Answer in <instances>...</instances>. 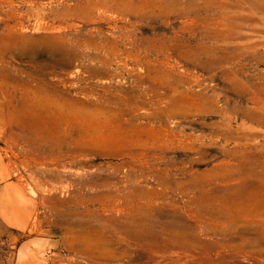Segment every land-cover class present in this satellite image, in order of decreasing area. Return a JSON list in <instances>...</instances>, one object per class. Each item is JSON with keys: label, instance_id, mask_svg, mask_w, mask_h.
<instances>
[{"label": "rangeland", "instance_id": "374dc122", "mask_svg": "<svg viewBox=\"0 0 264 264\" xmlns=\"http://www.w3.org/2000/svg\"><path fill=\"white\" fill-rule=\"evenodd\" d=\"M245 1L0 0V194L30 198L26 221L0 210V264H264V216L216 219L200 192L241 183L234 133L264 144V13ZM221 33L245 47L226 63Z\"/></svg>", "mask_w": 264, "mask_h": 264}, {"label": "bare ground", "instance_id": "6f19581e", "mask_svg": "<svg viewBox=\"0 0 264 264\" xmlns=\"http://www.w3.org/2000/svg\"><path fill=\"white\" fill-rule=\"evenodd\" d=\"M218 2L217 3L215 2V4H218ZM247 2L249 4L248 5L249 9H251L252 13H254V14L258 13V12H260L261 14L264 13V0H247ZM239 5L240 4H238V6ZM246 6L244 5V7H246ZM246 9H248V8H246ZM232 20H233V18H232ZM232 22H231V24H233ZM229 27H231V26L229 25ZM226 29H228V28L225 27V30ZM229 30L230 29H228V31ZM232 30L237 31L236 29H232ZM219 31H222V30H219ZM223 31H224V29H223ZM231 31H230V33H231ZM233 34H234V32H233ZM231 35H232V33H231ZM236 35H239V34H236ZM222 36H224V35L222 34ZM225 36L223 39L226 40L227 43L225 42L226 45L223 48H221V50L223 51V54H222L221 60H217L219 63L220 62L226 63L227 61L230 60V58L240 56L245 49V47H238L237 43L234 45V47L228 46V45L232 44L229 41V39L228 40L226 39L227 37H230V34L227 37H225ZM239 37H242V36L239 35ZM235 38H238V37H235ZM222 42H224V41H222ZM209 45L210 46H207V47H209L207 49V51H208L207 53H214L217 49H220L219 47H217L213 44H209ZM234 78H236V77H234ZM249 90H251V89H249ZM257 92H259V91L257 90ZM255 108H256L255 111H259L260 113H259V117H256L255 115H253V118L255 120H258L259 122H260V120L264 121V119H263L264 118L263 117L264 116V105L259 104ZM8 120H10V118L7 117L6 115L4 116L0 111V129H3V128L6 129L8 127V125H9L8 123H10V121H8ZM237 134H239V135H237ZM237 134L234 133L233 136H235L239 140V143L243 144L242 148H245L244 150H242L241 158H239L240 159V164H239L240 166L236 167V166H230V164H226V167L228 165V169H225L223 176L226 179L225 181H229L231 179H234V177H237V178L242 177V179L240 180L241 183L239 185H237V184L234 185L232 183H231V185L226 184L228 186H225V187H218V184H216L218 188H216L215 185H214L215 187H213V186H209V184H203L201 189H200L201 190L200 192L203 193V196L205 197V199L207 201L212 202L214 204L216 203L217 207H215V209H212L211 211H209L210 215L213 217H217L216 219H218L220 217H224L231 222L234 221L237 216L234 215L233 218L231 217L232 212L229 209L230 206L231 207H235V206L238 207V216L239 217H246V216H248L246 214H249V213L255 214V216H257L259 214L264 216V211H262L263 207L261 209V206L258 203H256L257 202V196L259 194V190L264 189V144L256 145L255 147L257 148L258 151L257 150L254 151V150H252V147L249 143H250L251 137L254 136L255 132L247 131V132H244L243 134H241L240 132H237ZM231 136H232V134H231ZM242 139H244V141H242ZM232 155L235 156L234 152L232 153ZM222 164L223 163H221V165ZM0 166L2 169V172L0 173V179H3L6 176L10 175L11 168L8 164L4 163L3 159L0 160ZM222 166H225V165L223 164ZM223 169L224 168H222V170ZM219 172L221 173V171H219ZM219 172L217 174H219ZM192 177H194V176H192ZM237 178H235V179H237ZM255 178L259 179V182L256 180L258 182L257 184H254L252 181V179H255ZM219 184H221V183H219ZM187 185H189L190 188H195V187L197 188L198 184L195 182V179H194V180L190 181V183ZM17 186H18V184H16V183H10L5 187L4 193L0 194V204H1L0 210H1V213L4 216V218H6L8 220L16 218V219H20L21 221H26L29 218L30 212L29 211L26 212L24 208L26 206L27 201L30 200V198H27L26 197L27 195L22 193V192L19 193L16 189ZM254 201H256L255 202L256 205L254 204ZM224 204L226 205V207H224ZM263 218L264 217H262V219ZM257 219H254V220L256 221ZM18 222H19V220H18ZM263 223H261V224L263 225ZM11 224H13V223H11ZM16 224H14V225H16ZM19 225L21 226V224H19ZM254 225H255V223H254ZM263 228H264V225H263ZM248 230H253V229H248ZM258 230H260V229H258ZM252 232L250 231V233H252ZM248 233H249V231H248ZM259 234L260 233H258L257 235H259ZM262 235L264 236V234H262ZM262 235H259V236L261 237ZM253 236H255V235H253ZM254 241H255V239H254ZM256 242H258V241H256ZM253 244H255V243H253Z\"/></svg>", "mask_w": 264, "mask_h": 264}]
</instances>
